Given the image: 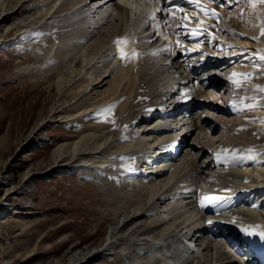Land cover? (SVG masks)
<instances>
[{"label":"bare ground","instance_id":"obj_1","mask_svg":"<svg viewBox=\"0 0 264 264\" xmlns=\"http://www.w3.org/2000/svg\"><path fill=\"white\" fill-rule=\"evenodd\" d=\"M55 1L60 2L53 0L49 5L41 0L48 7L31 18V14H27L34 10L33 6L37 10L40 0H2L0 28L15 22L18 23L16 29L25 25L26 30L16 36L20 42L24 38L21 36L30 33L29 28L42 39L44 35L40 33L51 27L67 30L64 31L67 35L59 34L49 40V46H45L51 56L46 55L49 63L68 55L65 62L72 63L77 58L79 63L75 62L80 68L82 64L85 66L83 75L72 77L69 87L73 91L64 96L63 102L68 100L65 97L72 95L73 98L90 86L102 90L100 98L92 104L84 102L73 110L74 103L69 104L52 115L63 114L60 119L72 123L76 138L54 142L50 162L62 163L61 167L65 169L72 164L83 167L86 172L92 169L89 172L104 186L111 184L112 177L121 182L120 186H113L110 190L119 201L113 199L114 204L116 202L112 213L114 222L102 244L92 247L93 251L89 248L75 250L71 257L73 264H89L97 256L116 255L123 257L128 264H214L211 256L217 244L235 250L225 252L223 249L215 264H264V237L259 235L264 228V133L258 132L264 126V101L250 97H243L241 101L235 95L229 99L234 87L239 89L245 84L251 87L258 82L264 84V61L259 59L264 55V34L261 33L264 3L233 0L229 10L227 5L218 6L211 0H201L203 5L195 3L192 10L198 15L195 23L185 24L173 19V24L180 29L178 35H174L172 45L152 30L154 22H148L145 16V13L155 12L150 0H62L54 8ZM179 6L190 10L181 2ZM198 8L214 10L219 14V22L209 19ZM175 13L177 18L183 11ZM23 15L27 17L21 19ZM86 20H92L94 25L85 28L82 23ZM191 29H199L204 34L198 40L193 39ZM49 34L53 35L54 30ZM69 35L75 40L70 41ZM117 39L122 41L120 48L125 53L139 55L121 59L114 43ZM228 39L233 43L227 44ZM215 41L222 42L224 49L216 48ZM68 44L73 46L69 48L71 51L77 49L72 58L69 57ZM222 50L225 53L220 52ZM222 54L226 56L222 58ZM56 73L55 89L70 76L69 73L62 74V69ZM234 73L248 74L246 82L240 83L244 77L234 76ZM144 97L148 99L144 100ZM162 98L166 99L165 103ZM220 101L222 104L218 103ZM249 103H253L250 108L255 110L248 108ZM112 112L116 118L110 121ZM166 122H176L173 130L179 129L178 137L170 134L171 126L165 128ZM240 124L242 126L238 127ZM124 127L129 131L123 132ZM186 128L189 129L185 132L194 133L193 142L185 141L184 136L179 137ZM158 140H162L159 143L169 142L167 146H159ZM121 141L127 143L123 145ZM226 141L229 142L224 145ZM154 144L156 149H152ZM206 146L213 147V150H206ZM184 148L185 153L178 161ZM132 149L135 153L129 155ZM115 151L121 153L119 161ZM145 153L148 155L139 178L137 172L129 168L133 167L134 158L138 157L134 162L137 164ZM151 154L154 155L150 159ZM114 159V166L109 168ZM118 167L121 172L126 171V175H121L120 170L111 172ZM97 168H101L100 172ZM168 171L170 174L166 178ZM109 172L110 178H105L103 175H109ZM196 190L203 195L197 194ZM165 191L168 198L163 195ZM195 192L197 195L193 198ZM204 194L222 199L213 206L202 199ZM167 199L166 208L161 209L160 202ZM167 213H171L168 219L170 229L160 230L163 214ZM198 214L201 221L196 220ZM216 214L228 219L232 225L228 222L222 225L218 216L217 219L211 218ZM235 221L239 224L233 226ZM207 223L215 226L210 239ZM198 225L197 230H191ZM235 227L240 234L235 232ZM203 230L208 236L202 235ZM190 232L185 239L178 237ZM196 241L201 245L197 249L205 245L201 249L203 259L197 257V251H192ZM125 242L135 244L134 250H128ZM150 247L152 250H147ZM147 251L151 253L150 263L144 261Z\"/></svg>","mask_w":264,"mask_h":264},{"label":"rangeland","instance_id":"obj_2","mask_svg":"<svg viewBox=\"0 0 264 264\" xmlns=\"http://www.w3.org/2000/svg\"><path fill=\"white\" fill-rule=\"evenodd\" d=\"M45 1L46 4H49L50 1L53 2V0ZM100 2H103V0ZM43 3L40 0L37 10L35 9L36 6H33L34 10L32 9L27 15L30 16L31 14L32 18V15L35 13L45 11L44 8L48 6ZM96 4L99 5L100 3ZM27 15H23L21 19H25ZM93 25L94 22L92 20H86L82 23V26H85V28H91ZM11 26H15V28ZM16 27H18L17 22L7 27L1 26L0 28V208L2 209L0 213V264H73L74 260L72 261L73 258L71 257L74 255L73 252L75 250L89 248L93 251L94 248L92 247L102 244L106 232L110 230V225L114 222L113 207L119 201L115 199L116 197L113 196L110 190H112L113 186H120L121 182L119 178L112 177V180H110L111 184L104 186V183L100 179L94 178L92 173L89 172H92V169H88V172H86L83 167L73 164L68 169H65V167H61L63 166L62 163L53 164L50 162L49 158L52 149L56 145H53L54 142L59 143L67 139L76 138V133L72 131V123L70 121L62 122V119H60L63 114L52 115L62 106H68L69 104L74 103L72 110L76 109L79 105L81 106L84 102L87 105L92 104L100 98L99 92L102 90L97 91L98 88L90 86L93 89L87 87L88 89L86 88V90L73 96V98L72 95L65 97V100L67 98L68 100L63 102L64 96L73 91L69 87L73 82L72 77L76 75L75 78H78L83 75L85 66L82 64L83 67L81 69L80 64H77L79 63L76 60L77 58L72 60V63L65 62L68 55L58 57L54 61L52 60L54 63L52 62L51 64L47 61V56H50V54L45 46H49V40L55 38L57 35H67V33H64L67 30L60 29L58 26L51 27L45 31L43 30L45 33H40L44 35L42 39L40 35L32 33V29L29 28L30 33L27 36H21L25 39L23 38L24 40L22 39L20 42V39H17L16 36L21 31L26 30L24 29L25 25L17 29ZM55 29H59L56 31L57 34L55 33ZM52 30H54L53 35L49 34ZM69 37L66 36V39L69 38L70 41L71 39L75 40L73 36L71 38L69 35ZM232 43V39L227 40V44ZM67 47L69 49L73 46L70 47L68 44ZM215 47L223 48L222 42L218 44L217 41ZM52 50H50V53H52ZM74 52L76 53L77 49H72L69 55V57L71 56L70 58L73 57ZM220 52L225 53L224 50ZM222 55V58L226 56L225 54ZM224 65L223 63L222 67ZM219 66L221 67V65ZM45 68L47 71H45ZM60 69H62V74L69 73L70 76L66 78V84L63 83L60 88L55 89V75L57 76L58 73L56 72H59ZM78 72L80 73L77 75ZM262 76L263 73L260 74V77ZM192 81H194V78ZM231 85L233 84L231 83ZM239 87L242 89L232 88V95L229 99L235 95L241 101L243 97L258 98L264 101V84L261 85L258 82L255 86L249 87L248 84H245ZM138 99L141 100L140 97ZM147 99V97H144V100ZM166 99L163 101L164 103ZM221 101L218 103L222 104ZM251 105L253 106V103H249L248 108ZM251 109L255 110L254 108ZM114 116L112 112L110 121L116 118ZM169 123L170 125H168ZM167 126H171L172 132L170 131V134L174 138L178 137L179 129L173 130L176 128V122H166L165 128ZM240 126L242 125H238V127ZM232 128L235 130V126ZM188 129L186 128L184 132ZM125 130L129 131V129L124 127L122 131L125 132ZM258 132L259 134H263L264 126ZM219 133L222 135L221 130ZM181 136H184L185 141L193 142L194 133L191 134V131L184 134L182 132V135L179 137ZM161 141L158 140L157 142L159 146L168 145L169 141L162 142L163 144L159 143ZM121 142L123 145L127 143V141L126 143L125 141ZM228 142L226 141L223 144L226 145ZM156 144H154V148L152 149H156ZM205 148L206 150H213V147L209 149L206 146ZM185 149L182 150L180 157L178 156V161L181 160V155L185 153ZM215 150L218 149L216 148ZM134 153L135 151L132 149L129 155H133ZM214 153L219 154L220 152L215 151ZM101 154L103 155V153ZM114 154H116L119 161L121 153L115 151ZM147 155L146 153L144 156L141 155L143 156L142 159L138 165L135 164V173L137 172L139 178L142 177V169H144L145 165L144 160L147 159ZM153 155L151 154L148 158H153ZM84 157L87 158V155L85 154ZM114 162L115 159L113 160V165H109V168L114 166ZM100 169H98V172H100ZM117 170H120L119 173L121 175H126V171L123 170L121 172V168L119 167L118 169H112L111 172H118ZM169 171L166 173V178L170 174ZM110 174V172L109 175L105 173L103 176L110 178ZM16 189L17 191H14ZM196 192L199 195H203L198 190ZM196 192L193 198L197 195ZM167 193L166 191L163 193L165 198H168ZM132 195L134 196V193ZM174 195L176 194L174 193ZM158 197L160 196L158 195ZM113 199L116 201L115 204ZM120 201L122 202V200ZM167 201L168 199L163 203L160 202L163 205L162 208L160 207L161 209L166 208L164 203H167ZM207 202L208 204H213V206L215 205L214 202ZM217 214L211 218L217 219L216 217L218 216V220H222H220L222 225H226V222L232 225V222L227 221L228 219L219 218ZM163 215L164 220H161L162 225L160 226V230H169L168 219L171 218V213ZM197 216L196 220L201 221L200 214ZM204 219L207 220L206 217ZM213 224L207 223V230H210L209 236L204 230L202 235H206L210 239L212 235L211 230L215 229V226L214 228L211 227ZM238 224L235 221L233 226ZM220 226L216 227L217 230L220 229ZM198 228L199 225L191 230H197ZM234 229L235 232H239L238 234L241 233L236 227ZM261 231L264 232V228ZM191 233H183L178 237L185 239ZM179 238L176 240H179ZM206 240L208 241V239ZM125 244L128 250H134L135 244H130V242H125ZM194 245V249L201 246L197 241L194 242ZM204 246L202 245L201 249ZM151 248L153 247L146 249L152 250ZM201 249L198 248L196 250L199 259H203V251ZM223 249L225 252L235 250L233 247L229 249L222 244L215 245L213 247L214 251L211 256L213 257V261L211 263H218V260L215 259L221 254V251H224ZM148 252H146L147 257L144 260L146 262L149 261L151 254H148ZM232 259H236V257H232ZM76 263H79V261H76ZM89 264L128 263L123 257L116 255L109 257L97 256L96 258H92Z\"/></svg>","mask_w":264,"mask_h":264},{"label":"snow or ice","instance_id":"obj_3","mask_svg":"<svg viewBox=\"0 0 264 264\" xmlns=\"http://www.w3.org/2000/svg\"><path fill=\"white\" fill-rule=\"evenodd\" d=\"M161 2H163V4L168 7L169 11L172 10L171 6L175 4V0H157V3H161ZM184 2L187 3V4H194V0H184ZM211 2L212 3H216L218 6L227 5L229 7V10H230L231 9V4L233 3V0H211ZM248 2L249 3H254V2H256V0H248ZM258 2L264 3V0H258ZM197 10L198 11H203L204 15L207 16L209 19L219 22V14L217 12H215L214 10L213 11H206L203 8H198ZM156 19H157L156 16L153 15V17H152L153 22H156ZM161 19H163V16H161ZM185 19L188 20L189 22H191V18L185 17ZM200 23H203V22L201 21ZM165 26H167V25H165ZM190 31H191L192 38L196 39V40L199 39L200 35L204 34L199 29H191ZM171 32L174 35H178V30L177 29H171ZM261 33L264 34V28L261 29ZM208 35H210V33ZM114 43L117 46V51H118L121 59H127L133 54H135L137 56L139 55V53H125L120 48V45L122 43V41L120 39H117L116 41H114ZM259 59L264 61V55H261L259 57ZM233 75L234 76L239 75L241 77H244L243 80L239 81L240 83L246 82L247 77H248V74H245V73H240V74L234 73ZM249 151H251V150H249ZM202 199L210 201V202H216V201H220L222 198L218 197V196H205ZM202 206H203V204H202ZM259 235L261 237H264V232L259 233Z\"/></svg>","mask_w":264,"mask_h":264}]
</instances>
